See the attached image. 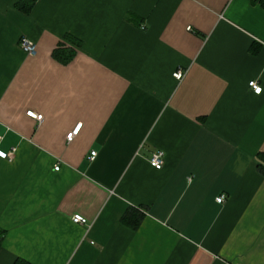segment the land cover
<instances>
[{"label": "crops", "instance_id": "0c3cea01", "mask_svg": "<svg viewBox=\"0 0 264 264\" xmlns=\"http://www.w3.org/2000/svg\"><path fill=\"white\" fill-rule=\"evenodd\" d=\"M262 3L0 0V264H264Z\"/></svg>", "mask_w": 264, "mask_h": 264}, {"label": "built area", "instance_id": "2783aa9c", "mask_svg": "<svg viewBox=\"0 0 264 264\" xmlns=\"http://www.w3.org/2000/svg\"><path fill=\"white\" fill-rule=\"evenodd\" d=\"M19 47L20 49L28 56H34L36 54V44L32 41H30L29 39H27L26 37H22L19 40ZM184 76V72L182 70H177L173 73V77L175 78V80L180 81ZM249 88L253 91V93L255 95H259L261 93V86L258 84L257 81H251L249 82ZM257 89H259V91H257ZM26 115L30 118H33L34 120L37 121H41L42 120V116L39 114H36L34 112L28 111L26 113ZM81 127V124H77V126H75V128L66 135V139L67 141H71L73 139V137H75L77 135V133L79 132V129ZM2 140V136L0 135V142ZM15 152H16V148H12L9 152V154L7 155V160L8 161H13L14 157H15ZM96 156L95 152H91L90 155V160H93ZM163 162H164V152L161 150L155 151L153 152L149 159H148V163L151 167H153L156 170H160L163 166ZM59 166H54V170H58ZM225 200V195H220L216 198V202L217 203H223ZM71 221L73 222V224H77V225H84L86 223V220L80 216V215H74L71 218Z\"/></svg>", "mask_w": 264, "mask_h": 264}, {"label": "trees", "instance_id": "16d2710c", "mask_svg": "<svg viewBox=\"0 0 264 264\" xmlns=\"http://www.w3.org/2000/svg\"><path fill=\"white\" fill-rule=\"evenodd\" d=\"M262 5L264 7V3H262ZM72 56H73L72 51H63V50L57 49L53 52V57L57 61L63 64L67 63L72 58ZM142 219H143L142 214H138L134 210L129 209L122 217V222L132 229H137ZM3 236H4L3 232L0 231V247L3 241ZM15 264H23V263H15Z\"/></svg>", "mask_w": 264, "mask_h": 264}, {"label": "snow or ice", "instance_id": "6c2138e0", "mask_svg": "<svg viewBox=\"0 0 264 264\" xmlns=\"http://www.w3.org/2000/svg\"><path fill=\"white\" fill-rule=\"evenodd\" d=\"M257 91H259V89H257ZM4 155V153L0 152V156Z\"/></svg>", "mask_w": 264, "mask_h": 264}]
</instances>
